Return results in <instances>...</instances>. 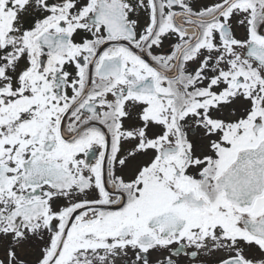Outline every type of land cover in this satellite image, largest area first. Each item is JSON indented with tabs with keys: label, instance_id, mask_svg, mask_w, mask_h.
<instances>
[{
	"label": "snow or ice",
	"instance_id": "snow-or-ice-1",
	"mask_svg": "<svg viewBox=\"0 0 264 264\" xmlns=\"http://www.w3.org/2000/svg\"><path fill=\"white\" fill-rule=\"evenodd\" d=\"M0 264H264V0H0Z\"/></svg>",
	"mask_w": 264,
	"mask_h": 264
}]
</instances>
